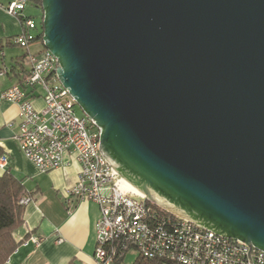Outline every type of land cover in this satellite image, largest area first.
<instances>
[{"label": "water", "instance_id": "obj_1", "mask_svg": "<svg viewBox=\"0 0 264 264\" xmlns=\"http://www.w3.org/2000/svg\"><path fill=\"white\" fill-rule=\"evenodd\" d=\"M43 42L148 201L264 251V0H43Z\"/></svg>", "mask_w": 264, "mask_h": 264}, {"label": "built area", "instance_id": "obj_2", "mask_svg": "<svg viewBox=\"0 0 264 264\" xmlns=\"http://www.w3.org/2000/svg\"><path fill=\"white\" fill-rule=\"evenodd\" d=\"M27 0L5 6L11 15L25 17ZM25 26L36 27L33 19ZM34 38L24 29L14 38L20 46ZM31 71L21 85L2 92V98L19 105V131L15 134L21 152L41 172L60 167L68 153L80 163L77 180L68 201H94L100 208L97 221L95 264H116L124 248L133 247L148 258L177 264H264V251L241 240L221 236L190 220L163 214L118 174L100 150V129L87 114H79L77 100L60 81V61L47 48L30 56ZM2 75L7 73L4 68ZM42 89L44 106L34 104L36 89ZM30 89V90H29ZM8 157H0L4 167ZM32 200L24 196L21 203ZM39 242L37 238H32Z\"/></svg>", "mask_w": 264, "mask_h": 264}, {"label": "crops", "instance_id": "obj_3", "mask_svg": "<svg viewBox=\"0 0 264 264\" xmlns=\"http://www.w3.org/2000/svg\"><path fill=\"white\" fill-rule=\"evenodd\" d=\"M12 1L0 0V72L7 69L6 74L0 73V157H8L7 164L0 166V175L11 172L21 179L28 191L25 196L32 200L25 204L23 222L13 231L18 246L8 257V264H95L100 208L94 201L73 198L67 202L80 170L75 154L68 153L60 167L41 172L21 152L15 139L20 123L19 105L1 96L8 87L23 82L11 70L17 59L26 52L39 54L44 49L41 45L31 50L34 43L24 48L13 42V37L22 32L23 23L20 17L7 12L5 6ZM24 12L30 15L27 7ZM25 67L30 69L27 63ZM33 100L38 109L43 108L42 89H36ZM132 263L125 259L123 262Z\"/></svg>", "mask_w": 264, "mask_h": 264}, {"label": "trees", "instance_id": "obj_4", "mask_svg": "<svg viewBox=\"0 0 264 264\" xmlns=\"http://www.w3.org/2000/svg\"><path fill=\"white\" fill-rule=\"evenodd\" d=\"M28 5H31L38 9L37 14L26 15L25 17H20L23 23V29L26 31V34L33 33L34 38L28 45L33 43H41L44 46L43 36H44V27H43V0H27ZM27 19H33L36 22V27L32 30L28 29L25 26V21ZM13 37V42H14ZM15 43V42H14ZM16 44V43H15ZM19 45V44H16ZM21 46L28 48L29 46ZM20 46V45H19ZM45 48V46H44ZM34 53L26 52L19 59H17L16 64L12 66V72L20 77L19 82L24 80V78L31 71V62L30 56ZM25 63L29 64L30 69L25 67ZM25 188L24 183L21 179L16 178L11 172H5L3 175H0V264H8V260L17 248L18 242L14 239L13 231L17 226L23 222V215L25 210V204L21 203V199L28 194V191ZM159 212L163 214H171L166 212V210L158 207L154 204ZM124 248L120 253V256L117 259L116 264H123L126 252L130 249ZM132 264H177L176 262L168 261L162 258H148L140 253L136 257L135 261Z\"/></svg>", "mask_w": 264, "mask_h": 264}, {"label": "rangeland", "instance_id": "obj_5", "mask_svg": "<svg viewBox=\"0 0 264 264\" xmlns=\"http://www.w3.org/2000/svg\"><path fill=\"white\" fill-rule=\"evenodd\" d=\"M27 12L29 14H37L38 13V9L31 6V5H28L27 6ZM42 44L41 43H34L33 45H31L30 49L31 50H34L36 48H38L39 46H41ZM18 51H20L21 49H17ZM78 110V113L79 114H83L84 112L82 111L81 107L79 105H77V109ZM127 255H126V258H125V262L126 263H131V262H134L135 259H136V256L138 255V252L136 249L132 248L130 249L128 252H126Z\"/></svg>", "mask_w": 264, "mask_h": 264}, {"label": "bare ground", "instance_id": "obj_6", "mask_svg": "<svg viewBox=\"0 0 264 264\" xmlns=\"http://www.w3.org/2000/svg\"><path fill=\"white\" fill-rule=\"evenodd\" d=\"M130 187H132L131 185H130ZM134 190H136V191H138L135 187H132ZM139 192V191H138Z\"/></svg>", "mask_w": 264, "mask_h": 264}]
</instances>
